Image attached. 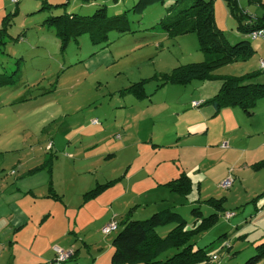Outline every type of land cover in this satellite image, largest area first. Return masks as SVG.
Segmentation results:
<instances>
[{
	"label": "rangeland",
	"instance_id": "374dc122",
	"mask_svg": "<svg viewBox=\"0 0 264 264\" xmlns=\"http://www.w3.org/2000/svg\"><path fill=\"white\" fill-rule=\"evenodd\" d=\"M137 1L0 0V25L17 10L0 46V74L16 73L12 86L0 89V264H110L120 226L106 236L105 224L115 219L118 225L128 213L144 220L173 207L191 225L193 209L202 217L218 212L204 202L209 198L223 199L226 214L192 240L195 246L212 251L224 236L229 249L210 264H244L256 255L254 242L264 233V166L254 168L264 161V99L251 115L239 108L214 114L212 106L191 102L202 98V85L214 82L158 87L154 76L203 62L205 54L194 34L168 38L154 28L174 0L140 13L132 9ZM239 6L249 15L262 12L246 0ZM102 7L110 16L126 12L128 30H113L99 44L88 35L62 42L44 23L63 14L90 16ZM213 13L228 45L244 39L225 0H213ZM248 42L253 57L214 73L258 71L264 43ZM255 80L264 83V70ZM139 81H145L142 100L131 88ZM189 125L208 131L187 138ZM182 174L193 182L187 198L163 187ZM226 179L232 181L228 189L221 187ZM15 200L28 215L19 227L9 218ZM236 228L247 232L246 240L232 238ZM53 248L70 255L58 260Z\"/></svg>",
	"mask_w": 264,
	"mask_h": 264
},
{
	"label": "trees",
	"instance_id": "16d2710c",
	"mask_svg": "<svg viewBox=\"0 0 264 264\" xmlns=\"http://www.w3.org/2000/svg\"><path fill=\"white\" fill-rule=\"evenodd\" d=\"M19 1L17 0L15 4ZM162 1L138 0L132 9L140 13L149 5L155 2L162 4ZM239 1L225 0L229 13L237 21V31L244 37L242 41L234 45H228L223 34L216 29L213 0H174L166 8V15L159 19L154 28L163 31L168 38L194 34L198 40L199 49L205 54V59L200 63L175 67L169 73L161 74L159 78L154 76L153 78L159 81L158 87L186 86L192 82L218 80L221 82L218 92L195 108L212 106L214 114L226 108H239L246 114H252L257 101L264 99V83L252 81L258 72L264 70L260 67L261 61L258 71L241 76H220L214 73L225 65L246 62L253 57L255 50L248 40L259 39H251L248 35L264 29V3L261 0H246L248 5L254 4L262 10L260 15H249L239 6ZM16 15L15 9L13 13L6 14L2 18L0 46L5 45L12 18ZM44 23L55 28L62 42L88 35L92 42L99 44L107 39L108 33L113 30L119 33H125L128 30L126 12L110 16L105 7L97 9L90 16L63 14L49 17ZM14 74L16 73L13 72L10 76L0 74V89L12 86ZM144 82L139 81L131 86L137 100L147 97L144 92ZM262 166L264 161L256 163L254 168L258 169ZM163 187L182 198H187L192 192V183L185 174L164 184ZM48 189L51 192L49 186ZM52 194L51 197L55 198ZM204 202L219 213L202 217L198 209H193L191 213L195 220L191 223L192 226L174 212L173 207L155 212L144 220H133L129 217V213L126 214L119 222L120 229L118 231L117 227L118 232L111 242L110 264H210L211 260L218 258L219 253L229 249L227 241L222 239L224 236L218 238L221 243L212 251L198 248L192 240L211 229L218 222L219 216L225 217L226 212L222 207L223 199L209 198ZM170 224H175V227L164 237H160L157 229ZM237 239H244V236L241 235ZM166 251H173V254L164 256L161 260L160 257ZM255 251L256 255L250 257L244 264H259L264 259V236L260 244L255 246Z\"/></svg>",
	"mask_w": 264,
	"mask_h": 264
},
{
	"label": "crops",
	"instance_id": "0c3cea01",
	"mask_svg": "<svg viewBox=\"0 0 264 264\" xmlns=\"http://www.w3.org/2000/svg\"><path fill=\"white\" fill-rule=\"evenodd\" d=\"M261 2L262 3H264L263 2V0H261ZM255 54H256V49H255ZM257 68L259 69V63H258V65H257ZM243 75V74H242ZM220 76H227V75H220ZM205 82H214L215 84H213V85H211V86H208V85H206L205 87L202 85V87H201V95H202V98L201 99H199V100H193V101H191L192 103H199V104H202L204 101H206V100H208V99H210L211 97H213L217 92H218V90H219V87H220V85H221V82L220 81H218V80H214V81H205ZM204 82V83H205ZM256 82H257V80H256ZM201 107V106H200ZM195 108V107H194ZM229 112V111H228ZM97 122V121H96ZM91 125H95V124H92V122L90 123ZM194 126H196L197 128H199L200 126L199 125H194ZM189 127H190V125L189 126H187L186 128L187 129H185L184 130V133H183V136H184V134L188 131V133H186V135H187V138H190V137H196V136H199V135H201V134H206V132L208 131H203V133L200 131V130H198V131H190V129H189ZM187 177H188V179H190V181H191V183H192V185H193V182H192V179H191V176H189L188 174L186 175ZM175 179V178H174ZM173 180V179H172ZM171 181V180H170ZM28 193H30V194H32L30 191H28ZM16 200L15 201H13L11 204H10V206H11V210H9V218H10V224H14V225H18V227L19 226H23V225H25L26 223H25V220H27V218H28V215H27V212L26 211H22L23 209H21L20 207H19V205H17L16 204ZM160 211V210H159ZM155 212H158V211H155ZM112 220V219H111ZM110 220V221H111ZM113 221H115V219H113ZM108 224V223H107ZM106 225V224H105ZM104 225V226H105ZM251 230H252V228H251ZM246 233L247 232H245V230L244 229H240V230H238V228H236V231L233 233V235H232V238L233 239H237V237H239V236H244V239L246 240L247 239V236H246ZM264 236V233H261V235H260V237H259V240L258 241H255L254 243H255V246L257 245L256 244V242H260V240H261V238ZM241 240V239H240ZM52 252H54L53 251V249H52Z\"/></svg>",
	"mask_w": 264,
	"mask_h": 264
},
{
	"label": "built area",
	"instance_id": "2783aa9c",
	"mask_svg": "<svg viewBox=\"0 0 264 264\" xmlns=\"http://www.w3.org/2000/svg\"><path fill=\"white\" fill-rule=\"evenodd\" d=\"M7 1H9L11 3H15L17 0H7ZM248 37L251 39H259L264 43V29L251 32L248 35ZM260 67L264 68V62H262V61L260 62ZM198 104L199 103H197V102L192 103V106L196 107ZM96 123H97L96 120L92 121V124H96ZM231 183H232L231 180L226 179L221 183V187L224 189H228L231 186ZM231 215L232 214H229L228 216H231ZM117 227H118L117 223L115 221H111L102 228V233L106 236L110 235L111 233H113L117 230ZM53 251H54V254H56V257L58 260H64L65 258H67L70 255L69 251H61L58 248H53Z\"/></svg>",
	"mask_w": 264,
	"mask_h": 264
}]
</instances>
